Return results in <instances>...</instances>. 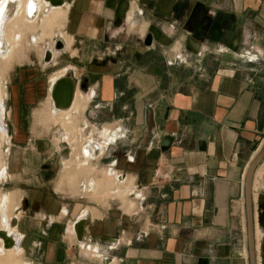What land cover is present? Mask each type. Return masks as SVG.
<instances>
[{"label": "crops", "instance_id": "crops-1", "mask_svg": "<svg viewBox=\"0 0 264 264\" xmlns=\"http://www.w3.org/2000/svg\"><path fill=\"white\" fill-rule=\"evenodd\" d=\"M66 1L72 10L64 31L72 32V37L85 34L89 41L74 48L75 56H94L98 19L124 23L119 44L106 50L130 49L132 53L113 68L71 65L76 67L71 76L80 89L83 73L78 72L98 74L87 89H81L85 93L75 88L69 109L41 115L54 130L52 137L62 135L54 138L56 148L64 146L61 141L66 147L60 150L59 172L57 165H46L39 174L45 177L50 166L53 175L46 176L44 183L50 184L58 174V183L74 194L96 201L118 198L121 206H114L110 199L102 204L86 199L84 204L81 197L53 187L31 190L25 197V211H33L44 241L31 240L29 248L36 255L28 258L35 264H248L244 179L264 145V0ZM131 4H136L133 15L137 24L144 25L143 34L137 29L125 31ZM80 27L85 31L80 32ZM88 27L95 30L93 34L86 32ZM58 33L55 25L43 39ZM147 33L152 35L149 47L142 43ZM59 39L64 49L58 54L69 46L72 49ZM42 46L49 47L48 42ZM133 52H138L135 59ZM60 75L53 71L47 75L46 96L51 76ZM25 82L26 91H18L17 103H38L42 94L35 89L36 81ZM45 103L46 97L41 104ZM83 111L96 128L112 124L103 125L99 132L93 128L92 134L97 132L103 141L95 140L91 130L80 134L76 114ZM106 136L114 140L106 144ZM85 142L97 143L98 150L90 149L88 157H81ZM30 150L34 159L25 162L33 170L40 165L42 150ZM99 156L97 166L107 169L90 163ZM93 170L99 177L91 176ZM109 170H114L118 181ZM156 170L159 177L153 176ZM80 172L88 175L79 179ZM257 173L261 176L255 186ZM79 180L84 183L80 187ZM135 198L143 200L135 202ZM260 199L264 214V157L253 174L254 214ZM39 214H46L47 221ZM81 215L87 223L84 242L78 243L70 233L64 236V227L67 230ZM257 223L254 242L260 264L264 223ZM23 233L25 242L28 230ZM59 247L64 248L62 262L57 261Z\"/></svg>", "mask_w": 264, "mask_h": 264}, {"label": "rangeland", "instance_id": "rangeland-1", "mask_svg": "<svg viewBox=\"0 0 264 264\" xmlns=\"http://www.w3.org/2000/svg\"><path fill=\"white\" fill-rule=\"evenodd\" d=\"M132 3V2H131ZM135 3V1H134ZM132 7L130 8L129 11L125 14V24L126 29L125 31L127 33H130L131 31L138 30L140 34H143L144 31V25L142 24H137L136 19L133 15V9L136 7V4H131ZM62 11L65 12L64 14V19L61 23V25H57V29L59 30L58 35H55L56 37L51 36L52 39H47V41L38 40V41H33L34 36L37 38L38 34L41 32L40 28L38 26H35L32 29L25 30L24 31V43L21 46V51L19 54L15 55L14 57L11 58L10 62L8 63V68L6 71V88H5V93H6V99H5V111H6V117H5V122H6V129L9 134V153L5 160L8 163V169L5 172V177H1L0 181V195L4 193H10L11 194V213H17L20 212V229L22 230H28V239L26 241H22V246L25 250L24 256L26 258L29 257V255H36L33 254L31 249L29 248V245L31 243V240L34 238H40V240L44 241V236H40L39 232V223L36 221V218L33 214L32 210H26L25 211V206H26V200L25 197H29L30 191L31 190H38V189H43L46 191V189H49L53 187V189L56 192H61V191H67V194L71 195H76L79 196L83 199H79L80 202L84 203L87 200L89 201H94L97 203L102 204L103 201H106L108 199L111 200V203L114 204V206H121V203L118 198L114 197H106L103 201H96L92 199L89 195H85L87 197H83L82 193H77L74 194L68 189V186L65 184H59L57 181V175L56 178H52V181L50 184L44 183L45 182V177L40 176V171L44 170V167L46 165L50 166H55L56 167V172L58 173L60 170V150L66 147L65 141H61L60 143H63L64 146L61 147L59 143V148H56L55 144L57 141L54 139L56 138V135L52 137L53 131L52 129H49L47 126V121L45 120L44 116L39 117L35 122H33L32 119V112L40 106V104L45 101V97L47 94V86H48V81L47 78L52 71L53 72H59L63 75H72L73 73H76V67L72 64H76V66H79V68H82L83 65H104L106 67H111L113 68V65L116 66L119 64V62H122L130 57L129 53H132L131 51L128 50V52H125V49H122L117 52H113L114 54L108 52L106 48H114V45L119 44V37L121 36L119 32L122 30V27L124 26V23L120 21V25H116L114 21L106 20L104 23L98 19V21L95 23V26L97 27L98 33L97 38L94 41L92 51H94V56L92 57H78L75 56L74 54L76 53V50L74 49L77 46H86L88 44V40H86L85 34L83 35H75L72 37V32H66L64 31V23L67 19V14L70 8V2L66 1L62 5ZM59 6V7H60ZM47 7V6H46ZM49 8V7H48ZM11 11L13 12L14 9L11 8ZM45 7L38 11L36 16H37V24L39 23L40 17L46 13ZM11 12V13H12ZM128 13H130L131 18L128 19ZM75 17V16H74ZM117 19L119 17H116ZM110 21V22H109ZM132 21V24L130 23ZM123 23V24H122ZM65 24V30L68 29L69 25L66 26ZM86 27V25H84ZM85 27H80V32L85 31ZM95 30H93L91 27H88L86 32H89L91 34L94 33ZM61 38L62 40L64 39L67 44L72 45L68 47L67 50H63L58 54V51H55L52 49V44L53 41ZM50 38V37H49ZM74 40V41H73ZM26 41V42H25ZM73 41V42H72ZM48 42L47 48L51 49L52 51V65L49 63L47 66L46 63L44 65L42 64V58H41V51H44L46 47H43V43ZM72 43V44H71ZM139 50H141L139 48ZM58 54V56H57ZM138 55V52H133L132 57L135 59V56ZM49 66V67H48ZM52 66V67H51ZM48 67V68H46ZM110 68V69H111ZM73 71V72H72ZM29 73H32V75L27 76ZM78 73H83L81 77V84L80 87L81 89H87V86L94 80L95 77H97L98 73L92 72V71H80ZM35 80L36 84V91L40 92L42 96L40 97L38 103H35L33 105H28L22 103V101L17 103L16 95L18 91L20 92H25L26 87H23L26 85L27 82H24V80ZM77 87V86H76ZM80 92L82 91L79 87H77ZM93 87H91L92 89ZM94 91V88H93ZM85 93V92H84ZM94 95V94H93ZM92 95V96H93ZM92 100V97L90 101ZM88 106V104H87ZM87 108V107H86ZM117 112L119 109H115L114 111ZM85 111V110H84ZM84 111L82 113H77L76 116L78 117V124L81 129L80 134H86L89 130H91V136L95 138V140L103 141L100 138V135L96 132L95 135H93V128L95 130L101 129V127L105 124H109L110 126L112 124L110 123H104L102 124L99 128H96L93 124H91L84 116ZM114 114H117L114 112ZM41 118V119H40ZM86 119L87 120V126L85 127L82 123V121ZM33 124V125H32ZM29 126H31L29 128ZM78 127V128H79ZM117 128V127H116ZM72 135V134H71ZM62 135L59 137L61 138ZM67 139V142H69ZM121 140V139H119ZM118 140H116L117 142ZM115 142V143H116ZM71 143V142H70ZM69 143V144H70ZM114 143V144H115ZM113 145V144H111ZM71 146V145H70ZM109 145L106 146V148ZM39 149L42 150L40 153L39 160H41L39 167L36 169H30L27 167L25 161L31 162L32 159H34V155L31 152L32 150L30 149ZM56 149V150H55ZM32 155V156H31ZM31 156V157H30ZM101 156L98 158L92 159L90 163L97 167L98 169L100 168H105L107 169L108 166H97V161L99 160ZM88 174L86 173H79L78 177L79 179L84 178ZM100 173L98 171L93 170L91 173V176H96L99 177ZM261 176L259 173L255 174V186H257V180ZM80 181V180H79ZM84 184L83 182H79V187L80 185ZM129 199H132L133 196H128ZM144 198V197H143ZM87 199V200H86ZM135 202L140 199H134ZM70 201V200H68ZM19 204H21V208H19ZM85 204V203H84ZM136 206V205H135ZM122 208V207H121ZM123 209V208H122ZM23 211V212H22ZM256 208H255V214H254V222L257 223V218H256ZM40 218L43 219H48V216L45 214L44 216H40ZM71 222V220L67 223V225ZM66 225V226H67ZM258 225V223H257ZM259 227V226H258ZM65 233L64 236L68 234L66 227H64ZM23 238H24V233H23ZM44 245V244H43ZM259 256H260V264H263V259H262V252H263V247H262V238H260V247H259ZM29 259V258H28ZM31 264H35L33 262H30Z\"/></svg>", "mask_w": 264, "mask_h": 264}, {"label": "bare ground", "instance_id": "bare-ground-1", "mask_svg": "<svg viewBox=\"0 0 264 264\" xmlns=\"http://www.w3.org/2000/svg\"><path fill=\"white\" fill-rule=\"evenodd\" d=\"M61 5V4H60ZM47 6V7H46ZM59 5H50L45 0H0V181L1 177L5 174L8 169V163L5 160L9 153V134L6 129V111H5V99H6V71L8 68V63L10 62L11 58L14 57L21 51V46L24 43V31L34 28L38 26L41 32L38 34L37 38L34 36L33 41L42 40L44 35H50L51 29L55 25H61L65 12L62 11V8L56 7ZM28 7L33 9L32 13H29ZM48 9L49 12L44 13L37 24V12L42 10L43 8ZM11 8L14 11H11ZM12 12V13H11ZM56 40H60L59 38ZM53 41L52 49L55 51H61V49H56L54 47L55 41ZM63 42V41H62ZM64 45V43H63ZM64 49V47H63ZM48 51L50 54L49 59L52 60V51L49 48H45L43 51L42 61L44 63H49V59L44 60V53ZM66 75H60L56 78L51 76V83L49 88V96H46V103L45 105L40 104L37 108V119L41 117V115L45 114L47 111L50 112H57L63 111L67 109H56L51 101L50 105V90L54 81H56L60 77H64ZM76 88V87H75ZM75 92V89H74ZM73 101V98H72ZM50 119V116H48ZM36 119V120H37ZM41 119V118H40ZM73 135V133L71 132ZM60 137L61 134L56 133V137ZM106 144L107 141H113L114 139L111 136H106L105 138ZM70 143L71 140H68ZM105 143V141H104ZM98 144L93 142H85V147L83 150H80L81 157H88L90 154V149L98 150ZM113 167V165H112ZM108 174L114 177L117 180V175L115 174L114 170H109ZM5 177V175L3 176ZM111 177V178H112ZM114 179H113V181ZM90 186V183L87 185V188ZM254 187V186H253ZM133 195V194H132ZM143 200V199H140ZM84 215L77 217L73 223L67 228V232L70 233L73 238H75V233L73 230L74 223L77 219L84 218ZM15 219L16 223L11 224V221ZM254 219V217H253ZM20 212L12 214L11 213V194L4 193L0 195V264H31V260L24 256V248L22 246L23 241V232L20 229ZM254 222V220H253ZM254 228V227H253ZM78 242V243H83ZM255 243V242H254ZM257 262V256H256ZM258 264V262H257Z\"/></svg>", "mask_w": 264, "mask_h": 264}, {"label": "water", "instance_id": "water-1", "mask_svg": "<svg viewBox=\"0 0 264 264\" xmlns=\"http://www.w3.org/2000/svg\"><path fill=\"white\" fill-rule=\"evenodd\" d=\"M50 5H60L63 4L66 0H45ZM29 13L33 12V9L31 7H28ZM117 21H115L116 23ZM142 43L144 46H151L152 43V35L150 33H147L144 38L142 39ZM54 47L56 49H61L63 47V43L61 40H56ZM50 54L48 51H45L44 53V60L49 59ZM50 61V59L48 60ZM75 81L72 76L67 75L64 77L58 78L54 83L52 84L51 90H50V98L52 101L53 106L56 109H67L70 107L72 98L74 96V89H75ZM264 157V145L261 147V149L257 152L255 157L250 162L244 179V204H245V227H246V241H247V259L248 264H257L256 262V251H255V243H254V222H253V200H252V180H253V174L254 171L260 162V160ZM48 170L45 173L44 176H52L53 171L50 169V166L46 167ZM262 200L260 199L257 204L256 208V218L257 222L260 226H263L264 223V214H263V207H262ZM16 220L13 219L11 221V224H15ZM87 223V218H80L77 219L74 223L73 230L75 233V239L77 242L83 241V235H84V227ZM262 238V247H264V237ZM64 257V248L59 247L57 250V261L62 262ZM262 259H263V252H262ZM200 264V263H198Z\"/></svg>", "mask_w": 264, "mask_h": 264}, {"label": "built area", "instance_id": "built-area-1", "mask_svg": "<svg viewBox=\"0 0 264 264\" xmlns=\"http://www.w3.org/2000/svg\"><path fill=\"white\" fill-rule=\"evenodd\" d=\"M153 176L159 177V174H158L157 170L154 172ZM120 177H121V174H120ZM160 177H166V176L165 175H161Z\"/></svg>", "mask_w": 264, "mask_h": 264}]
</instances>
